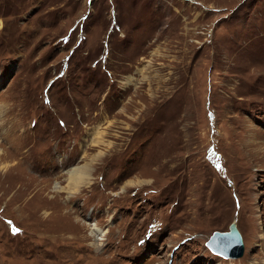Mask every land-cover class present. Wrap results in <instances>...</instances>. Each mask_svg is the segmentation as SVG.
Returning a JSON list of instances; mask_svg holds the SVG:
<instances>
[{
    "label": "rangeland",
    "instance_id": "rangeland-1",
    "mask_svg": "<svg viewBox=\"0 0 264 264\" xmlns=\"http://www.w3.org/2000/svg\"><path fill=\"white\" fill-rule=\"evenodd\" d=\"M0 264H264V0H0Z\"/></svg>",
    "mask_w": 264,
    "mask_h": 264
},
{
    "label": "water",
    "instance_id": "water-1",
    "mask_svg": "<svg viewBox=\"0 0 264 264\" xmlns=\"http://www.w3.org/2000/svg\"><path fill=\"white\" fill-rule=\"evenodd\" d=\"M205 244L210 251L223 257L238 256L242 252L241 234L234 221H230L225 230H213Z\"/></svg>",
    "mask_w": 264,
    "mask_h": 264
},
{
    "label": "bare ground",
    "instance_id": "bare-ground-1",
    "mask_svg": "<svg viewBox=\"0 0 264 264\" xmlns=\"http://www.w3.org/2000/svg\"><path fill=\"white\" fill-rule=\"evenodd\" d=\"M7 131V130H6ZM6 131L4 132V136L6 137ZM87 172V167H83L81 169H78V171L71 170L70 171V185L72 189H76L79 184H81L84 181L85 173ZM87 174V173H86ZM85 184L88 183V181L84 182ZM91 234L95 237H97V234H102L101 230L97 227L91 228Z\"/></svg>",
    "mask_w": 264,
    "mask_h": 264
}]
</instances>
